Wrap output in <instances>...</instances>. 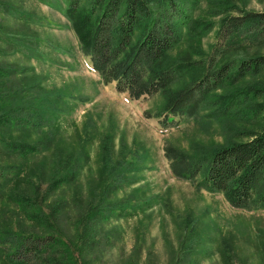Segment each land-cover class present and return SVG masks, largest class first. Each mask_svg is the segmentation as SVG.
I'll use <instances>...</instances> for the list:
<instances>
[{
  "label": "rangeland",
  "instance_id": "rangeland-1",
  "mask_svg": "<svg viewBox=\"0 0 264 264\" xmlns=\"http://www.w3.org/2000/svg\"><path fill=\"white\" fill-rule=\"evenodd\" d=\"M223 1L199 0L196 4L190 1L186 5L191 11V25L214 21V27L200 41L185 38L179 43L169 53V65L209 59L216 48L224 49L227 40L222 36L224 16L264 12V0H226L235 7L231 6L234 8L230 12L218 14L216 11ZM4 3L31 12L33 18L25 19L28 21L25 24L29 25H23L22 20L8 13ZM58 4L42 0H0V32L4 31L2 26L6 29L0 35V123L11 116H23L24 111L28 114L27 108L10 109L20 102V97L25 98L30 92H22L28 81L21 74L11 78L5 76L8 67H32L34 72L28 75H38L37 85L43 89L36 87L33 93L51 94L53 104L45 112V125L60 126L62 135L58 148L75 150L87 134L93 135L86 143L91 161L79 179L85 195L90 181L99 178V168L108 149L112 151L111 164L122 159L127 165L140 167L139 172H127L131 181L121 182L104 201L114 207L106 205L97 209L91 228L78 242L77 263L264 264V205L254 201L243 209L235 208L222 193H213L201 186V174L194 176L192 181L178 178L173 170L172 152L212 151L228 144L230 137L247 140L248 137L235 135V132L254 128L258 122L242 118V113L204 123L199 115L167 112L169 95L171 97L184 85H190V72H184L168 90H159L149 97L137 98L129 92H118L116 82L104 83L90 56L81 52L67 12ZM33 34L40 39L34 40L36 51L22 53L17 50L19 47L14 48V43L25 42L26 35ZM246 43L247 47L235 49L229 58L264 54L263 40L259 44ZM262 71L260 76L264 75V68ZM59 96L62 98L54 101ZM8 132L16 138L30 140L39 135L29 128L17 126ZM14 159L6 158L0 151L1 163H10ZM125 199L127 205L121 209L118 202ZM58 200L52 197L50 202ZM68 201H71L70 195ZM26 206L19 191L12 186L0 194V229L6 227L11 218L14 224L16 218L17 223L26 222L24 227H31L33 223L27 215L18 212L30 209ZM39 209L47 207L43 204ZM55 209L57 222L68 230L69 236L74 235L76 226L72 217H77L80 209L60 208L59 205ZM58 209H70V212L68 215L65 212L61 218ZM27 217L31 216L28 214ZM222 249L227 254L225 261ZM79 251L81 255H78Z\"/></svg>",
  "mask_w": 264,
  "mask_h": 264
},
{
  "label": "trees",
  "instance_id": "trees-1",
  "mask_svg": "<svg viewBox=\"0 0 264 264\" xmlns=\"http://www.w3.org/2000/svg\"><path fill=\"white\" fill-rule=\"evenodd\" d=\"M42 1L52 5L59 3L65 8L81 52L90 56L104 83L116 82L118 92H129L137 98L149 97L159 90H168L184 72H190V85H184L171 97L169 95L167 112L199 115L204 123L211 122L209 119L233 118L239 113L242 118L256 120L258 124L254 128L235 132V135L248 137L247 140L230 137L226 145L194 154L172 151L173 170L178 178L191 181L201 174L200 185L210 192L222 193L235 208L243 209L254 201L264 205V75L260 76L264 54L229 58L235 49L247 47V41L253 44L264 41V12L224 16L221 20L222 36L227 39L224 49L216 48L209 59L169 65V53L179 43L185 38L200 41L214 27V21L191 25V11L186 5L190 1L196 4L199 0ZM4 4L8 13L22 20L23 25H29L25 24L28 23L25 19L33 18L31 12L14 4ZM231 6L235 7L225 0L216 12H230L234 8ZM1 30L6 31L4 26ZM26 38L25 42L14 43V48L19 47L17 50L22 53L36 51L34 40L40 39L34 34L26 35ZM8 68L5 76H24L28 82L21 90L30 95L20 97V102L10 108L12 111L17 107L27 108V115L24 111L23 116H11L0 123V151L6 158H15L10 163L0 162V194L10 186L16 188L26 207L30 208L18 212L29 214L31 217L26 218L33 225L24 227L26 222L17 223L14 215L15 224L11 218L7 226L0 229V264H78L75 255L78 242L91 228L97 209L106 205L114 207L104 201L121 182L131 181L127 172H139L140 167L127 165L122 159L111 164L112 151L108 149L99 168V178L90 181L85 195L79 179L91 161L86 143L93 135L87 134L75 150L58 148L62 135L60 126L45 125V112L53 104L51 94L33 93L36 87L43 89L37 85L38 75L29 77L28 74L34 72L32 67ZM57 98L54 101L62 97ZM14 126L29 128L39 135L35 140L16 138L8 132ZM57 194H61L60 197ZM52 197L59 198L58 202H50ZM118 203L123 209L127 200ZM43 204L47 209H39ZM56 205L80 209L77 217H72L76 226L74 235L69 236L68 230L57 222ZM58 210L61 218L65 212L67 215L70 212V209ZM78 255H81L80 251ZM222 257L224 261L227 258L224 249Z\"/></svg>",
  "mask_w": 264,
  "mask_h": 264
}]
</instances>
